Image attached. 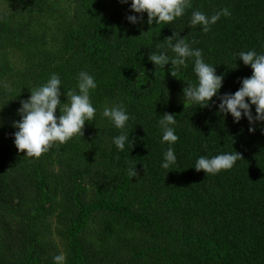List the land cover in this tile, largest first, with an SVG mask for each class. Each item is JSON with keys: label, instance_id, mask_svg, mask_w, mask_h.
I'll list each match as a JSON object with an SVG mask.
<instances>
[{"label": "trees", "instance_id": "trees-1", "mask_svg": "<svg viewBox=\"0 0 264 264\" xmlns=\"http://www.w3.org/2000/svg\"><path fill=\"white\" fill-rule=\"evenodd\" d=\"M222 8L231 15L207 33L188 27L192 11ZM128 15H139L130 0H0V264H53L60 253L66 264H264V122L249 132L246 119L233 123L214 105L184 107L192 63L173 77L170 64L148 60L177 32L224 75L220 93H234L252 70L233 53L264 52V0H192L169 25H148L145 13L134 26ZM82 70L98 85L96 120L82 138L24 157L12 136L19 102L51 73L64 102ZM117 103L132 117V150L116 149L118 130L102 116ZM165 112L179 136L168 170L157 125ZM234 151L242 159L231 170L191 168L199 156Z\"/></svg>", "mask_w": 264, "mask_h": 264}, {"label": "clouds", "instance_id": "clouds-1", "mask_svg": "<svg viewBox=\"0 0 264 264\" xmlns=\"http://www.w3.org/2000/svg\"><path fill=\"white\" fill-rule=\"evenodd\" d=\"M128 4L129 0H121ZM192 8V0H130V11L139 15H128L126 20L134 26L144 22L147 15V24L169 25L184 16ZM231 13L227 8H222L215 14L208 16L204 12L194 10L188 21L189 28L199 26L204 33L210 31L212 25L220 20L221 16L229 17ZM168 43L158 53L148 55V60L157 68L171 65L169 70L173 77L176 72L188 67L191 62L195 82H188L182 88V100L185 104L194 107L209 108L215 106L219 114L230 115L233 123L246 119L250 125L249 132H254L251 127L254 123L264 122V52L255 50L233 53L245 66L252 70L250 77L239 81L240 87L234 93H220L223 86L224 75L216 74L215 67L205 62L201 49L192 48L189 43L181 38L179 33L173 32L166 38ZM167 50L174 55L169 56ZM236 67V66H235ZM61 78L57 73H51L48 79L32 88L30 96L21 100L17 109L19 120L13 121V144L18 152H23L24 157L39 159L42 154L48 153L55 145H64L74 138H82L86 122L91 124L96 120L97 109L93 106L91 95L98 85L87 71H80L76 76V86L63 95L61 101ZM215 98V99H213ZM218 101V103H217ZM253 106L255 115H253ZM59 109V115H57ZM102 116L118 130V135L112 137V144L119 151H124L125 146L133 148L134 138L128 132L129 122L132 117L123 104L105 106ZM157 125L161 131V144L167 143L168 147L163 152L160 167L168 170L177 165V156L172 147L179 140L176 134L178 121L175 114L165 112L158 119ZM241 154L225 152L214 156H199L191 167L195 171H203L206 175L215 176L222 171L233 169ZM168 172H166L167 175ZM129 175H137L136 165L129 170ZM53 264H66V255L60 253L53 256Z\"/></svg>", "mask_w": 264, "mask_h": 264}]
</instances>
